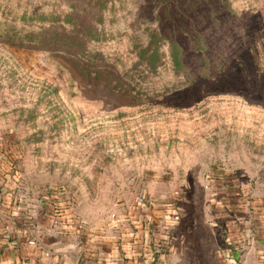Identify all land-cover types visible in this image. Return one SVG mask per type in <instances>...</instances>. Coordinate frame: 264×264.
<instances>
[{"label": "rangeland", "instance_id": "rangeland-1", "mask_svg": "<svg viewBox=\"0 0 264 264\" xmlns=\"http://www.w3.org/2000/svg\"><path fill=\"white\" fill-rule=\"evenodd\" d=\"M0 187L224 264L264 208V0H0Z\"/></svg>", "mask_w": 264, "mask_h": 264}, {"label": "crops", "instance_id": "crops-1", "mask_svg": "<svg viewBox=\"0 0 264 264\" xmlns=\"http://www.w3.org/2000/svg\"><path fill=\"white\" fill-rule=\"evenodd\" d=\"M12 198L11 192L0 187V224L13 234L11 239L0 235V264H178L180 260L177 246L150 244L151 211L129 210L118 216V222L91 228L77 224L67 211L56 214L44 201L21 205L17 197ZM254 213L252 226L230 232L221 252L224 264H264V208ZM164 217L154 216L157 224L153 227L160 236L170 233ZM55 218L61 219L59 224L54 223Z\"/></svg>", "mask_w": 264, "mask_h": 264}, {"label": "trees", "instance_id": "trees-1", "mask_svg": "<svg viewBox=\"0 0 264 264\" xmlns=\"http://www.w3.org/2000/svg\"><path fill=\"white\" fill-rule=\"evenodd\" d=\"M53 32L51 31V34ZM171 56L172 61L174 64V70L176 71V74L179 75L180 73L184 72V61H183V55L180 53L178 42H173L171 47ZM146 58V62L149 66H151L154 62L153 55L149 54L147 55L146 51L143 50V52L140 54V59ZM194 79V77H193Z\"/></svg>", "mask_w": 264, "mask_h": 264}, {"label": "built area", "instance_id": "built-area-1", "mask_svg": "<svg viewBox=\"0 0 264 264\" xmlns=\"http://www.w3.org/2000/svg\"><path fill=\"white\" fill-rule=\"evenodd\" d=\"M56 211H57L56 214H59L60 210H56ZM179 218H180V212L176 209L175 212H174V219L178 220ZM53 221H54L55 224H59L61 219L55 218ZM5 236L6 237H10V234L7 233V234H5ZM30 242L36 243V240H30ZM165 246H167V245L165 244ZM149 264H153V263H149Z\"/></svg>", "mask_w": 264, "mask_h": 264}]
</instances>
